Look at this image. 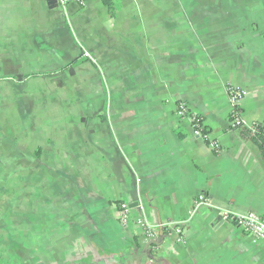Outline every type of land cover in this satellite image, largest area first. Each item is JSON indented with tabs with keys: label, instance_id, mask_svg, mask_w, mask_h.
I'll return each instance as SVG.
<instances>
[{
	"label": "crops",
	"instance_id": "crops-1",
	"mask_svg": "<svg viewBox=\"0 0 264 264\" xmlns=\"http://www.w3.org/2000/svg\"><path fill=\"white\" fill-rule=\"evenodd\" d=\"M111 1L0 0V264H264V0Z\"/></svg>",
	"mask_w": 264,
	"mask_h": 264
},
{
	"label": "built area",
	"instance_id": "built-area-1",
	"mask_svg": "<svg viewBox=\"0 0 264 264\" xmlns=\"http://www.w3.org/2000/svg\"><path fill=\"white\" fill-rule=\"evenodd\" d=\"M58 4L65 8L70 3H77L81 7H83L87 0H57ZM84 57L87 59H92L91 55L87 52H84ZM230 104L233 110V118L232 119V126L233 128L243 127L244 124L237 114L238 106L240 105L242 99L244 98V92L230 88L228 91ZM177 114L179 117H186L191 115L189 108L186 104H180L178 106ZM193 121V127L197 133L202 138L209 139V136L203 132V128L205 127L204 121L202 117L197 115H191ZM208 141V140H207ZM215 143H211L212 147H215ZM201 205H209L208 201L205 199L204 196L199 197L198 206ZM120 213H121V221L124 224L129 222L130 217V210L127 204L120 205ZM223 218L225 221L231 222L236 225L239 229L243 230L244 232L251 234L257 239L264 240V219H262L259 215L255 213H249L247 215H236L229 211H223ZM138 224L143 226L146 234V238L149 242L158 240V235L154 227L149 225L146 220H139ZM179 232V231H178Z\"/></svg>",
	"mask_w": 264,
	"mask_h": 264
},
{
	"label": "trees",
	"instance_id": "trees-1",
	"mask_svg": "<svg viewBox=\"0 0 264 264\" xmlns=\"http://www.w3.org/2000/svg\"><path fill=\"white\" fill-rule=\"evenodd\" d=\"M103 1L106 5H108L110 7L111 10L114 9L112 6L111 0H103ZM233 118H235V117H233ZM239 128L243 129L242 135H249L250 138L252 140H254V142H256L257 144L260 145V149L262 150V154H263V162H264V128L259 127V128H256L255 130H251V129H248L245 127H242V128L239 127ZM202 130L205 134L208 135V131H207L206 127H204Z\"/></svg>",
	"mask_w": 264,
	"mask_h": 264
},
{
	"label": "water",
	"instance_id": "water-1",
	"mask_svg": "<svg viewBox=\"0 0 264 264\" xmlns=\"http://www.w3.org/2000/svg\"><path fill=\"white\" fill-rule=\"evenodd\" d=\"M84 61L85 60H83L82 62H84ZM159 231H160V234H159L160 242L157 241V240L156 241H152V242H150L149 247L150 246L160 247V246L163 245V243H164V229H163V226H162V222H159Z\"/></svg>",
	"mask_w": 264,
	"mask_h": 264
}]
</instances>
